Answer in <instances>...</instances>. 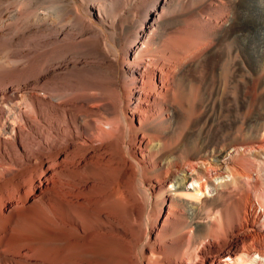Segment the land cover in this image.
<instances>
[{
	"label": "bare ground",
	"instance_id": "1",
	"mask_svg": "<svg viewBox=\"0 0 264 264\" xmlns=\"http://www.w3.org/2000/svg\"><path fill=\"white\" fill-rule=\"evenodd\" d=\"M263 54L264 0H0V264H264Z\"/></svg>",
	"mask_w": 264,
	"mask_h": 264
},
{
	"label": "rangeland",
	"instance_id": "2",
	"mask_svg": "<svg viewBox=\"0 0 264 264\" xmlns=\"http://www.w3.org/2000/svg\"><path fill=\"white\" fill-rule=\"evenodd\" d=\"M263 58L264 57H262V59ZM261 62H262V60H261ZM261 62L260 63L257 61L254 62L253 67H254V70L256 69L257 72H258V70H260ZM261 89L264 90V86H261V87L258 86L256 89V96H255L256 108L253 110L252 114L249 116L251 119L250 118L248 119V124H249V127L252 131L258 130V128H260L264 124V111H263V109H264V91ZM260 94H262V95H260ZM259 103H261L260 104L261 108L259 106Z\"/></svg>",
	"mask_w": 264,
	"mask_h": 264
}]
</instances>
